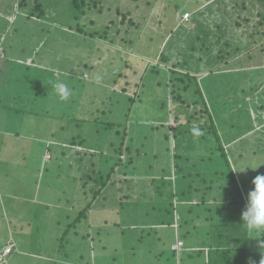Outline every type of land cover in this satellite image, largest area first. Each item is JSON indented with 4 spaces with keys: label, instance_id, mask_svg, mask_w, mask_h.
Here are the masks:
<instances>
[{
    "label": "rangeland",
    "instance_id": "1",
    "mask_svg": "<svg viewBox=\"0 0 264 264\" xmlns=\"http://www.w3.org/2000/svg\"><path fill=\"white\" fill-rule=\"evenodd\" d=\"M70 2L0 0V251L17 246L5 263L45 264L42 255L70 243L76 263L60 264H206L197 253L194 263L189 252L210 246V235L227 234L236 223L234 213L223 218L208 212L211 204L236 196L222 198L229 175L221 174L225 159L212 154L217 142L209 122L218 129L220 146L235 141L226 156L247 181L248 193L264 175V127L255 126L264 116V85H255L260 74L252 72L264 68V0H97L88 14L75 12ZM77 26L100 31L106 40L79 35ZM129 33L136 46L124 41ZM157 43L158 52L152 49ZM149 62L153 66L140 80ZM61 82L71 91L67 100L54 94ZM122 87L136 97L129 119L122 118L133 140V166L114 172V185L99 206L102 222L96 201L91 221L82 219L69 234L92 195L89 176L97 178V161L110 156L108 136L100 135L88 111L120 95ZM72 113L86 120L70 119ZM195 114L199 120L188 123ZM40 136L44 142L35 140ZM47 151L53 153L50 166ZM60 151L71 159L84 156L85 183L82 170L74 178L71 162H60ZM35 193L37 219L34 205L20 199ZM110 205L116 208L107 214ZM25 209L34 217L30 226L24 218L6 217ZM262 233L249 234L251 264L264 260Z\"/></svg>",
    "mask_w": 264,
    "mask_h": 264
},
{
    "label": "trees",
    "instance_id": "2",
    "mask_svg": "<svg viewBox=\"0 0 264 264\" xmlns=\"http://www.w3.org/2000/svg\"><path fill=\"white\" fill-rule=\"evenodd\" d=\"M70 4L72 5L75 12L78 11V12H82V14H88L90 10H93L92 9L93 7L97 6V0H73V1L71 0ZM24 5H25V3L18 4L19 9L22 8ZM37 7H36V10H38L40 15L45 14L41 5H37ZM47 12H46V14H48ZM77 27L78 28L76 30V33L79 35H83V36H86V37H89L92 39L97 38V40L99 39L100 41L106 40L105 37L102 36V33L100 31L95 32L94 29L89 28V30H88L89 32H88L86 29L87 27H85V26H81V27L77 26ZM168 38H169V36L168 37L164 36L163 41L164 40L170 41L171 38L170 39H168ZM125 39L126 40H124V41H130L132 43V45L134 44L136 46L137 37H133V35H131L129 33ZM158 39H159V37H157V40ZM161 45L162 44L157 43V45L152 47V49H154V51L156 49V51L158 52L159 49L162 48ZM162 57L164 58L163 55H162ZM137 66L139 68L137 71H139L141 69V64H138ZM152 66L153 65L150 64V62H149L147 66H145L144 68L141 69L142 76H140V80H141V78L143 80V76L147 74V72H148L147 68H151ZM154 68H156V67H154ZM134 69H135V67H134ZM8 80H11V79H8ZM118 80L119 79L117 78L114 81V85H116L119 82ZM136 86L139 87L138 82L136 83ZM126 89L124 87H122V91H124V92H120V93L117 90V92L120 95L115 96V98L111 97L109 99L103 100L102 102L97 101V110L88 111L90 116H91L89 121L96 124L97 127L102 128V133L100 135L108 136L105 140L107 142H105L104 145H107L109 147L110 156H107L105 158H100V160L97 161V163H98L97 164V178L94 179V177L92 175L89 176V179L87 180L86 183L93 184L92 189H91L92 195H90V197H89L90 200L87 202L86 206L84 208H82L79 211V213H77V217L74 219V221L71 224H69V226H70L68 228L69 234H70L72 228L75 229L78 226V225H76L77 223L80 222L79 224H82V221H83L82 219L88 220V222L91 221L90 219H88V214L91 211V209L94 206L96 201H97V210H99V211H97V218H96L97 223L99 225L100 222H102L103 219L100 218L102 211H101V208L99 209V206L102 204L101 201L105 202L106 193L107 194L109 193L108 192L109 187H113V185H114V184L113 185L110 184V181L113 179V176L115 174L114 172L120 173L122 171H126V168L133 166V163H134V156L133 155H135V154H133V149H134V147L132 146L133 140H130L128 138L127 128H125V125L123 123L122 118L126 119V120L129 119V117L132 113L133 107L135 106V103H136V97L133 95H128ZM38 90L39 89H36V93ZM74 90H76V88ZM139 91H140V89L138 88L136 90V92H139ZM54 94H58L56 89H54ZM121 94L123 96H121ZM177 96H178L177 101L181 102L182 105H185L184 101H182L183 97L180 95H177ZM28 97H27V99H28ZM17 103H18L17 108H19L21 106V104L19 101ZM0 104H2V100H0ZM101 108H103V109H101ZM95 111H97V112H95ZM203 111H205L207 114H209V109L207 108V106L205 107V109ZM203 111H201V114L203 113ZM94 112L98 113L100 115H97V117H95ZM92 113H93V115H91ZM76 114L77 113H72V116L70 114V116H71L70 119H78L81 121L86 120L82 116L80 118L76 117ZM203 115H204V113H203ZM194 118H196V114L191 120L188 121V123L194 122L195 121ZM196 120H199V117H197ZM199 124L202 125V123H200V122H199ZM206 125H208V123H205V125L203 127L205 128ZM208 128H209V131L213 133V135L216 139V142H217V147H215V149L212 151V154L213 153L214 154L219 153V154H217V156H219V157L221 156L222 159H225V164L220 165L221 170H223L221 172V174L223 176H226V174L229 175V177L227 178L228 182L225 183L226 185L223 188L224 197H222V198H226V197L228 198L232 194H236V196L234 198H232V201H230V202H228L226 199V200H222V202H215V203L211 204L210 208H208V212L212 213L213 215L216 214L215 216H217V217H223V218H225L227 214L229 215V217L233 218L231 216V213H234L232 215L236 216V218L233 219L236 223L231 222L230 229H229V227H227L228 228L227 231H229L227 234L217 233V235H215V236H212L213 234L210 235L209 238L212 241L215 240L214 243H211L210 246L201 247L198 252L197 251L189 252L188 257H189V259H195L196 257H200L202 259L206 258V261L204 260L206 264H251L250 258L252 256H250L251 254H250L249 248H248L249 233L246 232L244 225L242 224L243 221L241 219L242 212L245 209V206L247 204L248 196H246V193L248 194L247 188H249V185H248V183H246L247 181H241L237 177L238 175L236 174L235 169L232 167V164L230 163L228 157L226 156L227 147L224 148L222 145L220 146V144H219L218 129H217L216 125L213 123V121L209 122ZM97 132L100 133L101 131L98 129ZM35 138H36L35 140H37L38 142L40 140H41V142H44V137L40 136V137H35ZM46 141L47 142L45 143V145L47 146L48 140H46ZM73 141H75V140H73ZM83 141L85 142V140H83ZM41 145H43V143ZM36 146H38V144H36ZM48 147L50 148V146H48ZM138 151H137V154H138ZM38 153H39V151H35V153H34L35 157H37ZM46 153L50 154L51 152L47 151ZM76 154H77V157L72 158L73 160L71 159V157L68 158L69 152H65V151H60L59 155H58V153H56V156H58V159H61V161H60L61 163H63L64 160H69V162H71L70 163V165H71L70 169L72 170V174H73L74 178L78 179L80 177V171L82 170L83 174L81 176V181L83 183H85V181H84L85 180L84 171H86L84 168V166L86 165L84 162L85 159H83V157H84L83 155L80 157L78 153H76ZM85 156H87V155H85ZM52 157H53V153H51L50 157L47 158L48 160H45V166L46 165L47 166L53 165L52 164V162H53ZM81 164H83V166ZM80 165L82 167H80ZM92 166L95 167L96 165L93 164ZM75 169L77 170L76 174L74 173ZM224 170H226L227 172H225ZM217 172H218V170H217ZM93 173L95 174L96 171L93 170L92 174ZM124 173H125L124 177L127 176L126 174H128V173H126V172H124ZM165 175L166 174L164 173L163 176H165ZM230 185H233V186H230ZM250 185L253 186V184H250ZM231 187H233L234 189H231ZM83 195H84V202H85V201H87V197L85 196V192L83 193ZM102 195H103V198H101V200H100L99 198ZM159 195L163 196L164 194H161L159 192ZM104 196H105V198H104ZM109 200H110L109 204H113L115 202V197L113 196V197L109 198ZM112 206L113 205H110L109 209L108 210L106 209L108 211V212L106 211L107 214H110L111 211H113L112 209L116 208L115 206H113V207ZM111 207H112V209H111ZM205 211H206V209H205ZM24 219H22V220L26 221L25 223L29 225V223H31L33 218H24ZM35 219H37V218H35ZM157 220L159 222H163L162 218H157ZM214 222H216V219L214 220ZM214 222H213V225H216ZM227 225H229V224L225 223V226H227ZM72 226H74V227H72ZM144 228H146V227H144ZM26 230L29 231L28 229H26ZM29 232H27V233H29ZM75 234H77V232ZM189 234H194V233H189ZM63 239H65V238H63ZM30 240H31V238H30ZM262 240H264V232L262 233ZM61 245L59 247H57V249H58L57 253L55 255H51V258L48 256L49 258H46V259H49V260H47L48 262H46V260H43L44 261L43 263H45V264H60V261L62 259L72 262L74 257L76 256V250L72 249V245L70 243L66 244L65 246L64 245L61 246ZM204 248H206V250H209L208 255H206ZM2 251H0V253ZM15 251H16V248L14 247L11 254L6 256L4 259V262H2L0 264H6L5 262H10V260H12L10 258H13ZM196 253H197V256L195 257L194 254H196ZM83 258H84L83 256L78 257V259H80V260H84ZM197 259H195L194 263H197ZM78 262H81V261H78Z\"/></svg>",
    "mask_w": 264,
    "mask_h": 264
},
{
    "label": "clouds",
    "instance_id": "3",
    "mask_svg": "<svg viewBox=\"0 0 264 264\" xmlns=\"http://www.w3.org/2000/svg\"><path fill=\"white\" fill-rule=\"evenodd\" d=\"M54 87L62 100H67L71 95L68 86L62 82ZM252 183L255 187L248 193L247 204L241 217L242 224L249 234L264 232V175L257 176ZM261 264H264V260H261Z\"/></svg>",
    "mask_w": 264,
    "mask_h": 264
},
{
    "label": "crops",
    "instance_id": "4",
    "mask_svg": "<svg viewBox=\"0 0 264 264\" xmlns=\"http://www.w3.org/2000/svg\"><path fill=\"white\" fill-rule=\"evenodd\" d=\"M263 61H264V58H263ZM259 72V74H260V78L257 80V81H255V85H258L259 84V88H260V90H261V88H262V85H264V68L262 69V70H260L259 71V69L258 70H254V71H252L253 72V76H256L257 75V73L256 72ZM262 94H264V92L262 93ZM253 114H255L254 112H253V110H252V115ZM254 116V115H253ZM255 126H259V127H264V116H263V118H262V120H261V122H257L256 123V125ZM251 132H255V129L253 130V129H251V130H249L248 132H247V134H249V133H251ZM246 135V134H245ZM235 141H232V143H227V145L228 146H226L227 147V150H229L230 149V146L234 143ZM225 148V147H224ZM235 155H238L240 158L242 157V155L240 154V152L238 153V154H235ZM36 193H37V190H36ZM34 194V196L32 197L31 196V198H30V200H27V199H24V198H20L22 201H24V203L25 204H32V205H34V208L31 210L32 211V213L34 214V216H35V218H37L38 217V214H36L35 213V209H37V206H38V199H37V194ZM16 199V198H15ZM19 199V198H18ZM50 205V204H49ZM47 207H48V205H46ZM31 211H29L28 209H25V212L23 213V214H21L20 216H15V214H14V212L13 213H11V214H8V215H6V217L7 218H31L30 216H31ZM34 218V217H33ZM30 242H31V240H29ZM12 244H14L15 245V248H17V246H16V243H12ZM28 246H30V243L28 244ZM1 251H2V249H1ZM20 253H22V252H20ZM42 257H45V259H41V260H46V262H48L47 260H49V259H46V258H51V255H49V257L47 256H43L42 255ZM70 263H76V262H74V261H69Z\"/></svg>",
    "mask_w": 264,
    "mask_h": 264
},
{
    "label": "built area",
    "instance_id": "5",
    "mask_svg": "<svg viewBox=\"0 0 264 264\" xmlns=\"http://www.w3.org/2000/svg\"><path fill=\"white\" fill-rule=\"evenodd\" d=\"M14 247L15 245L11 243L3 249V251L0 253V263L4 262L5 257L11 254Z\"/></svg>",
    "mask_w": 264,
    "mask_h": 264
}]
</instances>
